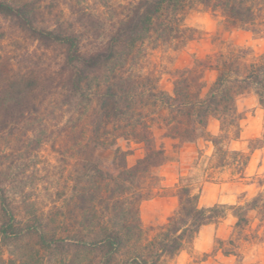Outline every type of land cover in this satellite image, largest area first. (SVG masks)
<instances>
[{
    "label": "trees",
    "instance_id": "16d2710c",
    "mask_svg": "<svg viewBox=\"0 0 264 264\" xmlns=\"http://www.w3.org/2000/svg\"><path fill=\"white\" fill-rule=\"evenodd\" d=\"M89 1L0 0L5 26L21 33L34 47L21 53L16 63L9 60L1 72L0 130L12 134L25 124L37 123L38 137L28 138L24 147L31 153L45 138L41 116L52 100L60 98L61 106L69 111L87 101L93 109L85 147H104L101 129L110 122L126 121L133 138L144 144L146 156L131 168L126 155L119 152L111 167L84 162L82 180L62 219L36 209V202L17 181L25 169L16 174L0 188V240L8 252L0 264H159L164 256L177 255L193 243L202 227L224 215L219 206L200 208L197 196L183 188L178 214L156 237L147 239L139 208L145 200L143 186L146 177L163 165L165 152L140 118L141 99L146 95L166 107L168 125H174L181 141L210 138L216 147L220 140L207 131L210 117L222 128L236 126L237 97L252 89L264 108V56L261 62L249 61L245 50L215 55L210 63L218 75L203 96L191 92L185 76L175 82L170 95L154 86L147 88L127 74L149 40L170 43L194 38L193 31L184 26V12L195 2L220 8L232 22L248 29L257 20L255 0H130L116 19L105 18L102 11L111 8L113 0H95L99 3L95 9ZM99 36L103 41L84 49L87 40ZM58 50L61 58L54 69L37 74L42 66L37 53ZM16 183L20 184L17 192ZM11 189L20 194V200L12 198ZM232 208L239 228L246 209H258L264 216V196L260 193L246 208ZM66 218L72 225L64 229ZM19 244L26 246L25 254Z\"/></svg>",
    "mask_w": 264,
    "mask_h": 264
},
{
    "label": "rangeland",
    "instance_id": "374dc122",
    "mask_svg": "<svg viewBox=\"0 0 264 264\" xmlns=\"http://www.w3.org/2000/svg\"><path fill=\"white\" fill-rule=\"evenodd\" d=\"M94 1L88 2L93 9L99 7ZM129 1L113 0L111 8L102 10L104 17L116 19L123 15V5ZM255 3L257 20L247 29L232 22L220 8L195 2L184 12V26L193 31L194 38L170 43L149 40L127 74L147 88L154 86L170 95L174 94L175 82L185 76L192 93L205 95L218 75L210 63L216 54L245 50L247 60L262 61L264 0ZM101 41L103 36L87 40L84 49L90 50ZM33 48L21 33L7 28L0 19V76L9 60L16 63L21 53ZM60 58V50L38 52L36 60L42 66L35 72L53 70ZM56 98L42 113L45 138L31 153H26L24 147L28 138L38 137L37 123L25 124L12 134L0 130V188L25 169L17 181L36 202V209L62 219L64 208L75 198L74 188L82 180L84 162L111 167L119 152L126 155L131 168L146 156V150L143 143L133 138L126 121L110 122L101 129L104 147H85L93 106L84 101L77 110L69 111ZM236 104V126L222 128L215 118L208 120L209 135L220 140L216 147L210 138L195 143L181 141L175 136L174 125H168L170 113L166 107L146 95L141 99L140 118L150 127L157 147L165 152L163 165L146 177L143 186L145 200L139 208L147 239L156 237L178 214L183 188L197 196L200 208L219 206L224 215L202 227L193 243H187L173 257L164 256L159 264H264V216L258 209H246L238 213L244 219L238 228L239 219L232 208H246L260 193L264 196V108L254 89L238 95ZM19 187L16 183L15 192ZM11 191L12 198L20 200V194ZM65 223L63 228H70L72 220L66 218ZM18 247L26 253L25 245ZM7 256V248L0 240V259Z\"/></svg>",
    "mask_w": 264,
    "mask_h": 264
}]
</instances>
